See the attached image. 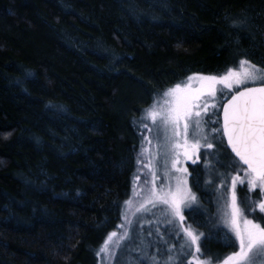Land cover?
Returning <instances> with one entry per match:
<instances>
[{
	"label": "trees",
	"instance_id": "1",
	"mask_svg": "<svg viewBox=\"0 0 264 264\" xmlns=\"http://www.w3.org/2000/svg\"><path fill=\"white\" fill-rule=\"evenodd\" d=\"M263 30L264 0H0V264H100L143 112L188 74L263 66ZM195 188L215 261L235 247Z\"/></svg>",
	"mask_w": 264,
	"mask_h": 264
},
{
	"label": "snow or ice",
	"instance_id": "2",
	"mask_svg": "<svg viewBox=\"0 0 264 264\" xmlns=\"http://www.w3.org/2000/svg\"><path fill=\"white\" fill-rule=\"evenodd\" d=\"M162 99L150 105L139 121L142 142L137 154L139 167L133 177V197L140 201L137 211L141 215L135 221L129 219L125 209L133 198L124 201L123 220L118 226L123 231L108 234L97 257L114 260L117 252L127 247L122 242L139 240L143 245L142 221L150 214L154 220L148 221L152 227L147 231L155 237L152 243L169 245L164 264H214L213 258L202 251L203 241L210 237L199 228L206 227V223L196 221L195 216L192 223H186L184 214L187 210L191 215L193 205L202 207L188 183L193 174L184 165L188 161L198 164L204 156L215 161L212 164L205 160L206 175L211 177L214 172L223 189H216L213 179L203 182L205 188L218 192L217 217L211 222L217 228L216 234L228 230L227 247L238 245V250L219 264H264V226L247 215L257 208L264 213V68L241 58L238 68L229 67L223 74L187 77L162 93ZM225 158L227 164L222 163ZM216 165L229 171L220 172ZM193 180L199 189L198 172ZM237 185H247L249 191L259 189L261 199L251 200L245 195L238 202ZM161 223L169 239L160 232ZM173 238L175 242L170 244ZM151 260L159 264L156 255Z\"/></svg>",
	"mask_w": 264,
	"mask_h": 264
},
{
	"label": "rangeland",
	"instance_id": "3",
	"mask_svg": "<svg viewBox=\"0 0 264 264\" xmlns=\"http://www.w3.org/2000/svg\"><path fill=\"white\" fill-rule=\"evenodd\" d=\"M251 63L256 65L257 68H264V65L262 66V65H257V64H255L253 62H251ZM231 68H238V64L236 66H232ZM193 74H205V73H191V74H188L183 79H181L179 82L185 81L187 77H189V76H191ZM210 74H217V73H210ZM219 74H223V72H221ZM205 75H208V74H205ZM179 82H177V83H179ZM177 83H175L174 85H176ZM174 85L169 86L166 89H164L155 98L154 102L157 99H160L161 102H163L162 93H164L167 89L173 87ZM217 95L219 97L220 93H218ZM148 123L151 124V121H148ZM141 142H140V148H141ZM204 151H205V149L202 148L201 152L203 153ZM209 151H214V150H209ZM139 152H140V150H139ZM206 159L209 160L212 164H215V161L211 157L201 156V159L198 162V164H192L191 161H188V162L185 163L184 166L188 167L189 172L194 174V175H197V172L199 173V177H200V180H201V187L200 188L202 189V191L205 192V193H201V196L203 197L205 202H209L208 205L206 204L207 208L204 207V210L207 211V209H208L210 214H211V216L214 219V218L217 217V195H218V192L212 187L205 188L203 182H204L205 179H213V180H215V188L216 189H220L221 191L223 189H222V187L220 185L219 179L216 178L214 172H213V175L211 177H208L206 175L205 170H204V162H205ZM222 163L227 164L228 163L227 158H225L222 161ZM138 167L139 166L136 165V169H135L133 177L137 174ZM216 167L219 168L220 172L229 171V169L223 168V167H219V165H216ZM194 170H196V171H194ZM232 174L235 175L236 173L233 172ZM240 174L243 175V173H240ZM190 177L191 176L188 177L189 186L192 187V191L195 192L197 194V196L199 197V194H198L196 188L194 187V180L192 181ZM142 181H143V175L141 174V182ZM134 183H135L134 180H132L131 195L128 198V199L133 198V202H132L131 205L127 206V208L125 209L128 218L132 219L133 221H135V219L138 216L141 215L137 211V208H138V205H139L140 201L133 197ZM228 183L230 184V180H229ZM257 190L258 189H256L255 191H257ZM255 191H249L248 188H247V185H237L238 202H240L243 199V197H245V195H247V197H249L251 200H259V199H261V197L259 196V192L258 193H254ZM212 200H215V201L212 202ZM199 204H200V199H199ZM202 204H204V203H202ZM195 206L196 205H193V207H195ZM184 214L186 216V223H191L190 220H188V218L190 217L189 212L186 210ZM210 214H206L205 217H209L211 219ZM192 215L193 214H191V216ZM247 215H248L249 219H253L255 222H259V223L262 224V226H264V219H261V217H264V213H260L258 208L256 209V211L254 213H247ZM122 220H123V217L121 216V219H120V221L118 223V226L122 223ZM153 220H154V218L150 214H148L145 217V220L142 221L143 228H144V232H143L144 244L143 245L139 244V240H137L135 242H131V243L122 242V244L123 243H127V247H122L121 251L117 252L116 258L114 260L107 261V260H102V258L99 257V263L100 264H132L133 257L134 256H140V257H142V259H139V261H135L133 264H152L151 256L156 255V258L159 261V264H164V261L167 259V251H166V249H167V247L169 245H165L163 243H159V244H153L152 243V241L155 240V237L154 236H149L147 230L152 227V224H150L148 221H153ZM193 226L195 227V225H193ZM220 227H223V225H220ZM209 229L213 230V231H217V228L213 225L212 222L209 225ZM112 231H118V233H119V232H121L123 230L119 229L117 227V228H115ZM199 231L203 232V229L199 228ZM160 232L164 235V239H169V237L167 236V234L165 232V226H164L163 223H161V225H160ZM219 232H221V235H222L221 239L223 240V242L227 243L228 240H227L226 232H228V230L224 229L223 231H219ZM107 236H106V238H107ZM174 242H175L174 238L170 240V244L174 243ZM102 244H101V246H102ZM177 247H178V245H177ZM157 249H159V253L157 252ZM237 250H238V245L235 246L234 250L230 251L229 253L225 254L224 256L219 257V259L215 260V261H214L215 257H217L219 255L218 251H213L211 254H208V255H210L213 258L214 264H219V261H222L225 257L230 255L233 251H237ZM258 264H260L259 261H258Z\"/></svg>",
	"mask_w": 264,
	"mask_h": 264
},
{
	"label": "water",
	"instance_id": "4",
	"mask_svg": "<svg viewBox=\"0 0 264 264\" xmlns=\"http://www.w3.org/2000/svg\"><path fill=\"white\" fill-rule=\"evenodd\" d=\"M263 40H264V30H263ZM256 86H258V85H256ZM230 98V97H229ZM221 122H222V114H221ZM225 142H226V144H227V141H226V139H225ZM230 151H231V149L230 148H228ZM234 155V154H233ZM238 159V158H237ZM244 167H246V166H244Z\"/></svg>",
	"mask_w": 264,
	"mask_h": 264
},
{
	"label": "flooded vegetation",
	"instance_id": "5",
	"mask_svg": "<svg viewBox=\"0 0 264 264\" xmlns=\"http://www.w3.org/2000/svg\"><path fill=\"white\" fill-rule=\"evenodd\" d=\"M225 142V141H224ZM225 145H226V143H225Z\"/></svg>",
	"mask_w": 264,
	"mask_h": 264
}]
</instances>
